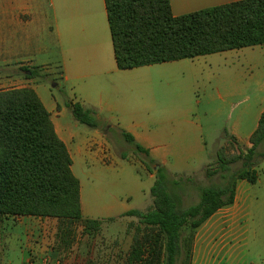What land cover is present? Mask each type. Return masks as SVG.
Segmentation results:
<instances>
[{
    "label": "crops",
    "instance_id": "1",
    "mask_svg": "<svg viewBox=\"0 0 264 264\" xmlns=\"http://www.w3.org/2000/svg\"><path fill=\"white\" fill-rule=\"evenodd\" d=\"M238 1L169 4L172 15L181 16ZM200 62L209 70L204 78L205 69L197 73ZM179 70L190 71L185 87L171 78L170 72ZM43 76L54 79L58 94L44 86ZM200 86L208 107L204 110ZM0 87L31 88L39 97L71 158L84 218L136 222L126 214L152 205L155 180L143 161L155 162L153 170L158 166L172 177L194 180L206 177L221 148L251 147L250 137L264 112V45L119 70L104 0H0ZM74 104L93 110L98 128L77 122L70 109ZM122 132L148 156L127 144ZM125 145L133 148L140 164L125 153ZM258 163L254 161L255 171ZM254 184L237 181L233 209ZM218 214L223 218L230 212L221 208L210 218ZM11 221L19 230L15 264H60L55 250L44 258L30 243L41 223H49L54 233L56 220L1 218L3 225ZM2 235L6 240L10 233ZM62 264H71L70 255Z\"/></svg>",
    "mask_w": 264,
    "mask_h": 264
},
{
    "label": "trees",
    "instance_id": "2",
    "mask_svg": "<svg viewBox=\"0 0 264 264\" xmlns=\"http://www.w3.org/2000/svg\"><path fill=\"white\" fill-rule=\"evenodd\" d=\"M104 5L119 70L264 45V0H242L181 16L172 15L169 0H104ZM70 109L77 122L98 128L93 110L76 104ZM121 134L137 153L148 156L129 134ZM263 143L264 112L246 154L228 160L217 155L223 173L229 164L241 161V168L220 187H195L192 178L172 177L162 168L154 171L155 162L143 161L155 175L152 205L144 212H127L136 222L128 223L133 233L121 264H191L196 230L234 203L237 181L256 183L254 157ZM214 174L206 170V177ZM194 188L198 202L184 207L183 197ZM11 216L56 220L60 264L73 247L76 229L93 238L102 223L82 216L80 183L71 171V158L31 88L0 91V220Z\"/></svg>",
    "mask_w": 264,
    "mask_h": 264
},
{
    "label": "rangeland",
    "instance_id": "3",
    "mask_svg": "<svg viewBox=\"0 0 264 264\" xmlns=\"http://www.w3.org/2000/svg\"><path fill=\"white\" fill-rule=\"evenodd\" d=\"M201 73L204 78L209 72L207 66L200 62ZM171 78H175L178 84L185 87L190 75L189 70H179L170 72ZM201 82V80H200ZM42 83L54 94H58L57 88H53L54 79L43 76ZM5 88L0 87V91ZM204 92L200 86L198 96L201 98L202 109L204 105ZM223 120H220V125ZM246 147H223L218 155L228 160L237 156L240 152L246 154ZM125 153L132 161L140 164V157L133 153V148L125 145ZM260 155L261 157H259ZM262 158V159H261ZM261 159V160H260ZM140 161V162H139ZM256 171L259 173V181L254 185H248V191L242 196L237 209L231 206L223 207L230 214L220 218L214 215L205 221L197 230L193 240L191 264H264V143L256 150L254 157ZM152 167V166H151ZM241 168V161L228 165L227 172L218 171L217 159L213 156L207 166V170L215 172L211 177H205L204 174L194 179L195 187H220L228 176ZM225 177V178H224ZM243 198L244 201H243ZM198 202V191L196 188L190 190L183 197L184 207L194 205ZM234 214H233V212ZM14 222L9 225H3L0 220V264L16 263L18 235L19 230L12 228ZM6 240L4 235L8 234ZM30 238L33 248L41 251L44 258L55 250L58 257V251L55 246V232L51 233L49 223H41L39 230ZM133 227L128 228V223L123 221H105L101 223L99 233L93 238L81 234L80 229H76L75 242L68 254L71 264H121V260L126 254L131 238ZM6 243V248H4Z\"/></svg>",
    "mask_w": 264,
    "mask_h": 264
},
{
    "label": "water",
    "instance_id": "4",
    "mask_svg": "<svg viewBox=\"0 0 264 264\" xmlns=\"http://www.w3.org/2000/svg\"><path fill=\"white\" fill-rule=\"evenodd\" d=\"M158 169V166H156L155 168H154V170H157Z\"/></svg>",
    "mask_w": 264,
    "mask_h": 264
}]
</instances>
